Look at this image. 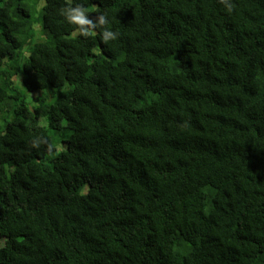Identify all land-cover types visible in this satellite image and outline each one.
Instances as JSON below:
<instances>
[{"label": "trees", "instance_id": "trees-1", "mask_svg": "<svg viewBox=\"0 0 264 264\" xmlns=\"http://www.w3.org/2000/svg\"><path fill=\"white\" fill-rule=\"evenodd\" d=\"M0 264H264V0H0Z\"/></svg>", "mask_w": 264, "mask_h": 264}, {"label": "clouds", "instance_id": "clouds-1", "mask_svg": "<svg viewBox=\"0 0 264 264\" xmlns=\"http://www.w3.org/2000/svg\"><path fill=\"white\" fill-rule=\"evenodd\" d=\"M63 15L70 24L78 26L80 33L83 35H87L90 27L93 26L92 21L87 17L85 9L79 5L63 10ZM99 23L103 25L106 21L103 17H101ZM116 35L117 34L111 31L104 30L102 33V39L105 41L114 40Z\"/></svg>", "mask_w": 264, "mask_h": 264}]
</instances>
